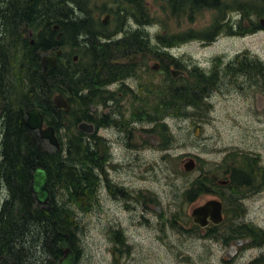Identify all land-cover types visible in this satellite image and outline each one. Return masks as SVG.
Wrapping results in <instances>:
<instances>
[{
  "label": "trees",
  "instance_id": "trees-1",
  "mask_svg": "<svg viewBox=\"0 0 264 264\" xmlns=\"http://www.w3.org/2000/svg\"><path fill=\"white\" fill-rule=\"evenodd\" d=\"M88 2L83 6V0H0V113L5 121L7 176L12 190L10 196L0 192V264H58L66 247L73 249L77 256L82 250L81 215L97 202L95 166L101 156L99 150L105 157L111 154L105 144H99L101 148H98L79 142L83 135L77 129L79 121H70L65 126L66 114L57 109L54 97L58 94L68 96L71 111H75L70 116L79 118L78 111L88 115L90 107L96 106V98H83V84L94 93L101 62L131 54L132 50L123 46L145 44L153 57L166 55L169 58L170 50L162 52L153 45L154 38L148 27L129 28L131 34L120 41L119 49L114 48L115 43H107L106 37V42L92 41L97 28L90 10L95 9L96 3ZM118 6H121V0ZM83 8L87 12L86 19H83ZM55 26L59 28L55 29ZM83 36L90 38L87 56L83 58L82 54L75 62L74 54H66L65 47L83 48ZM59 50H63V54L57 66L45 75L42 55H56ZM260 65L264 72V64ZM68 76L72 94L67 90ZM213 87L202 83L183 87L168 83L161 97L151 101L150 114L145 118L163 129L161 136L167 143L165 146L172 142L168 124L164 121L166 117L189 118L194 115V109L209 107L205 97ZM256 87H263L264 92V83ZM29 108L39 109L45 121L61 136L65 135L64 131L71 132L75 136L73 146L57 151L37 131L30 130L24 120ZM136 115L139 116L138 109ZM231 153L228 155L231 178L225 189L235 192L249 182V174L264 175V167L256 157L252 159L249 154L235 150ZM36 167L47 170L53 185V198L47 205L37 201L31 188ZM212 169L224 170L227 166L222 164L208 171ZM75 173L83 179L77 178L80 176ZM211 187L209 180L195 179L189 188L204 193ZM225 189L218 191L224 203ZM120 232L117 231L118 237Z\"/></svg>",
  "mask_w": 264,
  "mask_h": 264
},
{
  "label": "flooded vegetation",
  "instance_id": "flooded-vegetation-1",
  "mask_svg": "<svg viewBox=\"0 0 264 264\" xmlns=\"http://www.w3.org/2000/svg\"><path fill=\"white\" fill-rule=\"evenodd\" d=\"M116 1L119 2L120 0ZM129 2L128 10L125 7L120 9V6L116 5L117 9L113 10V13L119 15V13L123 14L129 11L130 16H140L141 20L137 21L140 28L146 27L142 22L147 21L146 18L153 16L152 14L157 11V16L176 17L178 22L176 35L169 36L170 32L167 30L165 35L167 44L161 47L163 49H160L162 52L170 50L169 58L166 55L153 57L149 47L145 44L125 45L124 48L132 50L131 54L122 55L116 60L102 61L98 66L97 86L94 93L90 87L83 84V98L87 96H95L96 98V106L90 107L88 115H84L83 111H78L80 117L77 118L70 116L75 113V111H71V108L69 111L58 109L66 114L65 126H68L70 121H79L77 129L83 134L82 141L79 142L88 147L98 146L101 148L99 144H105L109 148L111 155L105 157V155L100 154L101 156L97 159L95 166L98 176L97 200L101 198L111 199L116 196V193H119L122 196H127L128 204L131 201H139L134 196V190L129 189L125 183L116 182L111 177L110 172L118 169V165L114 161L113 146L117 144L128 150L139 152V148H143L149 142H154L153 137L158 135L157 146L165 149V142L162 141L163 137L161 136L163 129L157 124H151L145 117L150 114L151 101L154 98H160L162 92L167 90L166 84L171 83L183 87L185 84L191 83L213 86L223 84L257 86L264 83V72L260 65L263 62L253 55V51L247 46L237 50L234 56L227 57L224 54H218L211 61L205 63L189 58L186 54H180L177 57L171 52L174 47L169 46L171 49L168 48V44L172 43L175 38L188 40L187 43H195L202 50H208L223 40L244 42L247 39L257 37L264 33V0H131ZM86 13V9L83 8V19H86ZM110 19H112V14H107L101 22L103 26L100 25V27L105 28L109 25ZM125 27L124 24L123 27L117 28L110 35L95 34L92 41L106 42V37L107 43H115L114 48L119 49L121 48L120 41L131 34L130 29ZM89 39L88 36H83V58L87 56ZM228 48L230 47L225 46V51ZM76 56L78 55L73 56L74 60ZM67 90L69 94L73 93L70 85H67ZM64 97L71 105L68 96ZM137 109L138 117L136 115ZM194 110V115L191 118L199 116L201 112V109ZM26 112L27 110L25 111V124ZM193 122L196 123V119ZM83 123L91 125L93 132L86 133L80 130V125ZM44 126L53 127L55 130L59 148L46 140L53 149L60 151L73 146L71 144L75 136H72L71 132L64 131L65 135L61 136L53 125H49L45 121ZM135 138L139 140L137 146L134 141ZM7 148L5 121L0 113V192L5 196H10L12 190L7 176ZM99 152L101 153V150ZM195 160L197 162L196 169L199 172L196 179L209 180L212 187L204 193L190 188L178 191V194H175L177 199L175 202L173 201L177 207L176 212L168 211L171 205L158 207L157 212L160 215L159 224L160 232L163 233V241L169 240L173 236L185 239L194 238V241L202 240L213 244L215 249L221 252L223 264H264V227L257 224L252 219L251 213L247 212V202L263 192L261 187L264 185V175L249 174V182L234 192L230 188L225 189L229 187L231 178L228 155L222 162H214L212 166L220 167L224 164L227 166V169L224 170L202 171L201 158L196 157ZM65 168L69 170L67 164H65ZM75 175L80 176L77 178L83 179L80 174L75 173ZM33 179L32 175L31 188ZM223 181L228 183L223 185L221 184ZM52 186L49 179L48 188L51 193ZM223 188L227 195L226 204L218 194V191L220 192ZM208 196H212L211 200L218 198L217 200L222 201L223 222L218 225L210 222L206 228H202L194 222L193 213L195 209L210 201H206L203 205L199 204V200ZM141 203L147 209L145 201H141ZM117 231L108 232L111 242L119 238ZM118 244L122 245L121 241H118ZM194 252L195 250H193ZM183 255L181 253L180 258L184 257ZM187 255L192 256L191 253H187ZM184 259L189 260L190 256Z\"/></svg>",
  "mask_w": 264,
  "mask_h": 264
},
{
  "label": "rangeland",
  "instance_id": "rangeland-1",
  "mask_svg": "<svg viewBox=\"0 0 264 264\" xmlns=\"http://www.w3.org/2000/svg\"><path fill=\"white\" fill-rule=\"evenodd\" d=\"M83 1L84 6L88 1L96 3L95 9L88 8L97 28L94 29L95 34L101 35L105 32V35H110L124 24L125 28L133 27L134 30L139 26L137 21L141 20L140 16H130L129 11L119 15L113 13L117 9V1ZM129 1L131 0H121L120 9L125 7L128 10ZM107 14H112V19L109 25L101 28V22ZM156 14L158 11L142 23L148 27L150 36L154 38L153 45L163 49L161 47L167 44L166 31L170 32L169 36L176 35L178 22L175 16ZM187 41L175 38L168 45L174 47L171 51L173 54H186L189 58L203 63L211 61L218 54L234 56L237 50L247 46L264 64V33L244 42L223 40L208 50H202L197 44ZM225 46L230 48L225 51ZM65 50L66 54H83V48L72 45L66 46ZM205 100L209 107L201 110L197 117H166L164 121L168 124L172 142L165 149L157 146L158 135L153 137L154 142L139 148V152L117 144L113 146L114 161L118 169L110 172L111 177L134 190V196L139 202L131 201L128 204L127 196L116 193L111 199L97 200L90 211L81 215L80 244L83 254L79 264H223L221 252L209 242L179 236L163 241L160 215L157 212L161 205H171L168 211H177L174 205L177 199L175 194L188 189L198 177L197 169L190 174L182 172L190 159L200 157L204 168L202 171H208L214 162H222L235 150L249 154L252 159L256 156L264 167L263 87L251 84L216 85L206 95ZM194 119L196 123L193 122ZM134 141L136 146L139 145L137 138ZM228 161L231 164L230 158ZM261 189V195L247 202V212L251 213L257 224L264 227V185ZM211 199L212 196L203 197L199 204L203 205ZM141 201H145L147 209ZM114 230L121 231L119 238L115 240L117 243L111 242L108 235L109 231ZM181 253L184 254L182 258ZM187 256H190L189 260L184 259Z\"/></svg>",
  "mask_w": 264,
  "mask_h": 264
},
{
  "label": "water",
  "instance_id": "water-1",
  "mask_svg": "<svg viewBox=\"0 0 264 264\" xmlns=\"http://www.w3.org/2000/svg\"><path fill=\"white\" fill-rule=\"evenodd\" d=\"M59 26H55V29H58ZM32 36V33L30 34ZM62 34L58 36L60 39ZM31 44H34V40L31 41ZM62 51L59 50L56 55L46 54L42 57V65L44 68V74L47 75L51 70H53L57 64L59 57L62 56ZM77 60V56L75 57ZM56 106L60 110L69 111L71 105L69 101L63 95H57L54 98ZM26 125L32 130H38L41 136L48 140L52 145L59 148V142L55 134L53 127L44 128V116L41 112L32 108L27 111V120ZM80 129L86 133H92L93 127L86 123L80 125ZM197 167L195 159H190L186 162L185 167L182 169L184 172L191 173ZM33 192L36 196L37 201L42 205H47L52 199V193L48 188V174L44 168H36L33 175ZM228 182H221V184L226 185ZM194 222L200 225L202 228H206L210 222L218 225L223 222V203L220 200L213 199L208 201L204 206H201L194 210L193 213ZM76 255L70 249L65 251V256L61 259L60 264H75Z\"/></svg>",
  "mask_w": 264,
  "mask_h": 264
},
{
  "label": "bare ground",
  "instance_id": "bare-ground-1",
  "mask_svg": "<svg viewBox=\"0 0 264 264\" xmlns=\"http://www.w3.org/2000/svg\"><path fill=\"white\" fill-rule=\"evenodd\" d=\"M62 52H63V50H61ZM58 52V51H57ZM63 54V53H62ZM44 55H46V54H44ZM44 55H42V57L44 56ZM42 57H41V63H42ZM78 58H79V56H77V60H78ZM76 59L74 60L75 62L77 61ZM42 69H43V72H44V68H43V65H42ZM49 74V73H48ZM47 74V75H48ZM68 83V85H70V76H68V81H67ZM55 103V102H54ZM56 105V104H55ZM57 107V106H56ZM30 109H32V108H29L28 110H30ZM37 109V108H36ZM57 109H59L58 107H57ZM27 110V111H28ZM39 110V109H38ZM40 111V110H39ZM41 112V111H40ZM26 114H27V112H26ZM42 114V113H41ZM43 115V114H42ZM44 116V115H43ZM26 120H27V118H26ZM44 123H45V117H44ZM44 128H47V127H45L44 126ZM81 130V129H80ZM35 131H37L39 134H40V132L38 131V130H35ZM84 132V131H83ZM40 136H41V134H40ZM42 137V136H41ZM43 138V137H42ZM44 139V138H43ZM45 140V139H44ZM101 154V153H100ZM36 168H38V167H36ZM35 168V169H36ZM40 168H42V167H40ZM45 169V168H44ZM47 171V170H46ZM34 172H35V170H34ZM47 174H48V172H47ZM34 175V174H33ZM48 181H49V176H48ZM52 198H53V194H52ZM52 200V199H51ZM67 249H70L71 251H73L74 253H75V255H76V262L75 263H78L77 261L79 260V258H80V261H81V259H82V254H83V252H82V250H81V253H80V255H78L79 256V258H78V256H77V253L73 250V249H71L70 247H66L65 249H64V256H65V251L67 250ZM63 257H61V259H62ZM61 259L58 261V264H60V261H61ZM80 261H79V263H80ZM78 263V264H79Z\"/></svg>",
  "mask_w": 264,
  "mask_h": 264
}]
</instances>
